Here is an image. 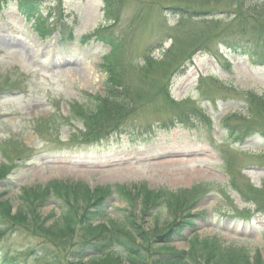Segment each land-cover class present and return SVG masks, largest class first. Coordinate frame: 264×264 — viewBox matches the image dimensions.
<instances>
[{"label": "rangeland", "instance_id": "1", "mask_svg": "<svg viewBox=\"0 0 264 264\" xmlns=\"http://www.w3.org/2000/svg\"><path fill=\"white\" fill-rule=\"evenodd\" d=\"M44 1L42 18L49 27L45 38L18 15L14 1L0 10V167L6 170L12 164L5 181H0L2 199L13 210L23 208L19 191L41 188L52 180L82 184L96 195L101 189L109 196L102 215L88 216L79 224L76 219L65 235L55 238L21 222H4L12 227L0 236V264H67L71 252L79 250H83L80 257H87L91 249L85 245L89 237L83 234L84 228L102 220L114 227H118L115 221L125 223L133 198L126 197L124 190L137 184L147 186L149 200L145 206L140 199L134 200L131 218L144 234L135 235V261L124 254L122 246L113 244L111 251L121 264H177L178 255L186 256L185 264H194L196 255L188 253L189 249L207 251L209 264H245L257 256L264 264V213L259 208L264 206V108L257 109L258 98L264 95V45L243 42L245 52L233 53L216 44L232 37L234 33L226 32L234 22L239 32L257 30L262 38L264 16L254 27H247L252 21L236 17L241 0H110L111 19H119L105 23L102 34L118 35L121 40L110 58L115 63L123 61L117 73L129 87L126 103L131 109L109 114L108 120L111 124L120 120L128 129L118 137L119 144L113 139L108 148H83L68 140L85 128L84 118L73 117L81 114L71 105L78 102L89 108L86 95L104 93L107 76L101 63L109 46L79 39L104 25L102 6L107 8V4L101 0ZM162 5L173 7L162 9ZM184 9L194 20L175 21L179 15H189ZM257 10L264 15V2ZM159 15L163 20L155 22L154 16ZM59 29H65V34L72 31L73 39L60 38ZM160 34L169 37L155 43ZM190 36L196 38L194 42H189ZM179 42L181 48L187 44L186 49L177 46ZM206 46H215V54H193L195 48ZM147 50L159 61H143ZM188 53L193 58L184 64ZM247 90L255 96L245 99ZM162 98L172 102L165 100L169 106L164 105ZM201 106L210 118L192 112ZM180 111L186 113L182 118L187 123L168 131L154 126L146 143L129 142L136 140L128 137L134 125L161 123ZM140 132H135L138 139ZM21 147L25 153L15 162L12 152ZM244 199L254 200L257 211ZM166 200L173 213L185 210L179 219L163 207ZM60 203L59 197H49L34 212L47 218L46 226L62 227ZM236 211L246 214L239 216ZM186 213L190 216L183 217ZM172 218L191 225H182L170 244L157 247L152 243L153 232L162 226V231L168 230L171 226L166 224ZM107 231L102 241L113 235Z\"/></svg>", "mask_w": 264, "mask_h": 264}, {"label": "trees", "instance_id": "2", "mask_svg": "<svg viewBox=\"0 0 264 264\" xmlns=\"http://www.w3.org/2000/svg\"><path fill=\"white\" fill-rule=\"evenodd\" d=\"M17 1L19 2V5L22 6L23 8L25 6V8H29L33 14L37 13V11L35 10L37 8L36 4L34 3L35 0H17ZM104 2L105 4H107V8H105L104 10L105 15L111 19L113 18L111 17L112 16L111 11L113 8L111 1L104 0ZM262 2H264V0H255V1L241 0V2L237 6L239 7V9L237 10L239 14H237L236 17L242 16L245 20L252 21V23L247 27H254L255 21L259 20L261 17L264 16L262 13H260L259 10H257ZM240 7H242V10L240 9ZM185 12L189 13V15L182 17L181 15L178 16V14L175 13L178 16V18H176V21H180V20L183 21L185 19L194 20L193 19L194 16L191 15L190 12H188L187 10H185ZM155 17L156 16H154L153 19H155ZM114 19H111V20H114ZM233 24H235V26L231 28L228 32H226V35L230 33H234L233 35L235 36L232 35L231 38H226L225 40L221 38L218 41H222V42L226 41L228 44H230V46H239L238 45L239 42H242V43L246 42L248 45H256V44L264 45V30H260L263 33V37L261 38V36L258 35L259 33L257 30L253 31L252 29H249L247 30V32L246 30L239 32L241 29H239V27H236V22L231 23V25ZM260 24L262 27L264 26V22H261ZM186 34H184V36H187ZM167 35L168 34L162 36L160 34L158 38L159 40H162V39H165L166 37H169ZM221 35H224V34H221ZM118 38L119 37H114L111 34L109 35V37L106 36L103 39L104 42L109 44V46L112 49L111 54L108 57H105L104 59L105 61H103V65H102V68L104 69L103 71L106 72V74L108 75L107 78L109 79V83L106 87V90L104 91L105 94L102 96L96 95L92 97L94 100H91L89 108H86L83 105L77 104V103H73L71 105L72 110H77L81 114V116L74 114L75 116L73 117L76 119L84 118L83 125L85 126V129L82 132L78 131L74 135H72L73 136L72 139H79L83 141V143H87V142L93 143V142L100 141V140H104L105 142H107L106 140H109L110 138H113L117 136L118 134L122 133L123 131H125L124 129L125 126L121 123L120 120H117L113 122L112 124L109 123V120H108L109 114L120 115L123 111L127 110L128 108L131 109V106L128 103H126V101L128 100L126 93L128 92L127 90H129V87H127V85H125L122 82V80L119 79L120 77L117 73L118 70L121 69L123 61H119L118 63L117 62L115 63L114 62L115 60L110 58L111 56L114 55V53L116 52L115 50L117 46H119L121 43V40H119ZM195 39L196 38L192 36L188 38L189 42L190 41L194 42ZM179 45H180V42L178 43L177 46ZM186 46L187 44H185V47L184 46L183 47L186 49ZM183 47L182 48L180 47V48L183 49ZM209 47L210 46L202 47L200 49L195 48L194 50H196L195 52H197V51L204 50V49L206 50ZM146 54L147 53L143 54V57H142L143 61H149V62H152V60L155 62L159 61V60H156L155 58H152L150 53H149L150 56ZM189 55L190 53H188L186 57L183 58L184 62L188 60V58L190 57ZM165 70L166 68H163V72H165ZM246 96H248V99H251V97H253V94L248 92ZM156 97L158 96L154 95L152 98H156ZM258 99L260 101V104L258 105L257 109L264 108V96L263 97L260 96ZM161 100H164V98H162ZM165 100L172 102L170 99H165ZM165 100L163 101V104L169 106L168 103H165ZM196 111L200 112V114H202L204 118H207L202 110H201L202 112L199 111L198 109H196ZM129 112L131 116L132 115L131 111ZM71 113H74V112L71 111ZM225 132H226V135H229L231 133V129H229L227 125L225 126ZM4 171L5 170L2 167H0V175ZM88 192L89 191H87L85 186L82 184L77 183L73 186L71 183H62L60 181L53 180V181H50L48 184H46L44 187H41V188L35 187V190H33L32 188L22 189L20 191L19 198L23 204V208H17L16 211L14 212L12 211L10 202L8 200L2 199V195L4 193L0 192V227L3 228V229H0V232L4 230L7 231L9 227L10 228L12 227L11 224L9 225V227L3 224L4 222L5 224H7L9 220L11 223L21 222L23 223L24 226H32L34 230L38 232H42L44 235L48 237L55 238L58 235H65V231L71 227L73 222H75L76 217L79 216L77 221L81 223H85L84 221L88 218V216L97 217L103 214L104 211H102V209L100 208H102V206H104L106 203L105 198L102 197V194H104L105 191L101 189L98 190V196H96L97 199L94 201H89L88 198L90 197V195ZM240 193L245 195V193H243L241 190H240ZM83 194H85L84 199L82 198ZM51 195L55 197H59V199L61 200L60 208L63 209L62 211L64 213L62 217L64 221L63 228L62 227L56 228L55 226H46L44 222L46 221V218L45 217L41 218L38 212H34L36 208L39 205L43 204L45 200H47L48 197ZM148 195H149L148 193L144 192L143 197L146 203L149 200ZM245 197L251 198L250 196H245ZM79 199H83L86 203V205L82 208L81 214L78 213L81 210L80 211L77 210L79 209L78 208L79 206L77 205V202ZM146 203H144V205H146ZM169 204H171V202ZM93 206H95V208L97 207L98 210H88L87 209V208L92 209ZM259 208L264 209V206H261ZM132 215H134L132 212L127 213L126 215L127 224L137 227L139 230L138 234L143 235L144 234L143 229L139 228V226L132 220L134 219V218H131ZM171 224L173 225L174 228L171 227L170 230L160 232L159 234L156 235L155 238L159 240L160 244H164V245L169 244L170 238L172 237V233L178 231L182 227V225H184V223H182V225L181 224L176 225L174 221ZM102 227L104 228V225L100 226L101 229H103ZM85 229H86L84 230L85 234L89 235L91 239L96 241V243H94L95 246H93V249L99 250L100 249L99 247H103V246H100L104 243V241L102 240H98L100 245L99 247H97L96 237L98 233L95 235V231H93L91 227H88V228L86 227ZM119 230L121 231V229ZM128 234H131V233L128 232ZM99 236L100 238L103 239L104 235L102 231H100ZM129 237L132 238L133 237L132 234ZM82 253H83V250L73 252V253L71 252L72 257L71 259L68 260L67 264H102V263L103 264H117L115 260L110 259L108 256H103V258H99V259H96V256L82 258L80 257ZM134 255H135L134 253L130 254V256H134ZM196 256H199V255L196 254ZM200 257H202L201 254H200ZM200 257H197V258H200ZM255 258L256 259H254L251 262L247 260L245 264H263V262L258 256ZM184 259H185L184 257H182L181 255L180 256L178 255V260H177L178 264L184 263L183 262ZM116 261H118V259H116Z\"/></svg>", "mask_w": 264, "mask_h": 264}, {"label": "bare ground", "instance_id": "3", "mask_svg": "<svg viewBox=\"0 0 264 264\" xmlns=\"http://www.w3.org/2000/svg\"><path fill=\"white\" fill-rule=\"evenodd\" d=\"M180 156H183L184 158H185V157H187V156H189V157H192V158H193V156H192V155H190V154H187V155H186V154H184V155H180ZM183 161H184V162H188V161H187V159H184ZM200 170H201V171H200V172H201V174L205 173V172H204V170H202V169H200Z\"/></svg>", "mask_w": 264, "mask_h": 264}]
</instances>
